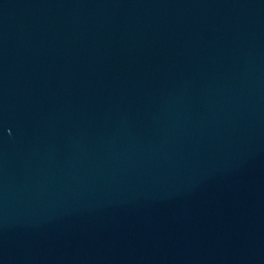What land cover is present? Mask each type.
<instances>
[{"label":"water","instance_id":"95a60500","mask_svg":"<svg viewBox=\"0 0 264 264\" xmlns=\"http://www.w3.org/2000/svg\"><path fill=\"white\" fill-rule=\"evenodd\" d=\"M0 264H264V0H0Z\"/></svg>","mask_w":264,"mask_h":264}]
</instances>
